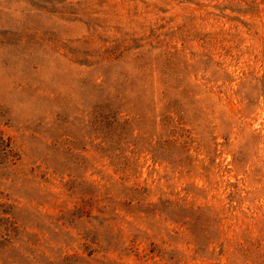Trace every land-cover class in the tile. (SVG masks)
<instances>
[{
  "label": "rangeland",
  "instance_id": "374dc122",
  "mask_svg": "<svg viewBox=\"0 0 264 264\" xmlns=\"http://www.w3.org/2000/svg\"><path fill=\"white\" fill-rule=\"evenodd\" d=\"M0 264H264V0H0Z\"/></svg>",
  "mask_w": 264,
  "mask_h": 264
}]
</instances>
